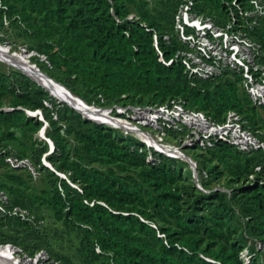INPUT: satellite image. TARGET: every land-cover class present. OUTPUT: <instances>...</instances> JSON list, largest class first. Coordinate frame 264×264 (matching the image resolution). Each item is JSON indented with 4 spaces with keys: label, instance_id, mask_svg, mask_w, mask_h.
<instances>
[{
    "label": "trees",
    "instance_id": "16d2710c",
    "mask_svg": "<svg viewBox=\"0 0 264 264\" xmlns=\"http://www.w3.org/2000/svg\"><path fill=\"white\" fill-rule=\"evenodd\" d=\"M183 1L0 0V28L6 27L7 17L9 27L29 39V49L46 55L59 71L50 72L51 77L44 74L90 105L94 103L90 93L109 104L153 105L181 98L188 108L218 122L229 110H236L247 120L245 125L264 138L259 105L241 85L238 72L192 76L177 56L178 50L188 47L175 28ZM194 1L196 12L226 23L234 0ZM251 34L264 47V19ZM3 64L0 149L5 152L0 153V168L33 175L5 159L6 154L31 156L44 170L48 187L41 194H30L0 176L10 205L37 214L30 219L0 213V243L12 242L31 253L46 249L62 264L98 259L100 264H264L263 149L243 151L225 141L203 149L195 158L201 188L186 161L163 153L148 160V149L140 151L143 143L135 136L118 134L117 128L84 116L70 103L57 102L29 75L11 72L12 67L4 70ZM25 68L50 89L34 69ZM23 107L42 110L48 122L46 136L55 144L46 156L54 168L42 161L50 142L35 138L46 122ZM24 145H29L31 154ZM95 162L113 164L120 171L138 168V173L106 172ZM223 176L225 182L220 181ZM39 202L53 207L66 228L82 231L77 252L83 263L50 246L48 236L37 227ZM245 250L249 259L242 255Z\"/></svg>",
    "mask_w": 264,
    "mask_h": 264
},
{
    "label": "built area",
    "instance_id": "2783aa9c",
    "mask_svg": "<svg viewBox=\"0 0 264 264\" xmlns=\"http://www.w3.org/2000/svg\"><path fill=\"white\" fill-rule=\"evenodd\" d=\"M194 4V0H184L175 16L178 37L188 46L186 49L178 50L177 56H181L187 71L190 75L201 78L218 76L226 70L236 71L242 76L241 85L247 90L253 103L264 106V47L251 34V30L264 19V0H234L229 8V19L226 23H217L212 16L199 14L194 9ZM5 26H10L7 17H5ZM8 39L9 37L0 28V47H6V51L0 52L7 54L5 57L0 53V62L7 63L11 67L19 66L29 76L31 74L26 70V65L41 70L37 63L30 60L32 53L37 51L27 47H21V52L14 51ZM155 44L158 48L156 34ZM23 54L28 57H23ZM17 55L19 58H16ZM42 55L47 58L46 55ZM164 61L171 63L173 59ZM7 109L12 110L13 107ZM24 109L29 115L34 113L48 124L41 109L35 111ZM104 110L111 117L104 122L112 127L119 126L125 132L130 131L131 133H127L143 143L140 151L148 149V160H153L156 154L163 153L188 162L193 170L192 178L201 188L203 186L199 164L187 152L188 149L198 147L206 149L213 146L216 141H225L243 151L264 150V138L248 128L245 125L247 120L236 110H229L225 120L221 122L211 119L203 111L188 108L181 98H173L165 103L153 105L117 103ZM114 120L119 121V124L114 123ZM132 128L138 131L134 132ZM138 132L148 135L150 139L146 140ZM38 133L41 134L40 131ZM43 137L50 142V138ZM54 149L51 147V151ZM4 152L0 149V153ZM5 159L14 168H27L32 173L37 171V166L29 157L6 154ZM44 162L52 167L46 162V157ZM260 168L258 166L257 170ZM0 213L30 218L27 209L10 205V196L1 186ZM97 249L100 250L99 247ZM0 264L62 263L46 249L31 253L18 244L5 242L0 243Z\"/></svg>",
    "mask_w": 264,
    "mask_h": 264
},
{
    "label": "rangeland",
    "instance_id": "374dc122",
    "mask_svg": "<svg viewBox=\"0 0 264 264\" xmlns=\"http://www.w3.org/2000/svg\"><path fill=\"white\" fill-rule=\"evenodd\" d=\"M2 30H3V33L9 37V39L7 41H10L12 43L14 51L21 52L22 51L21 49L23 47L29 48V43H30L29 39H27L23 35L18 34L17 28L5 27V28H2ZM35 51H37V50H35ZM32 55L33 56L30 58V60L33 63H37L38 65H40L41 66L40 68L44 72L49 74L50 72H56L57 71L59 73L58 70H56L55 68H52L50 66L47 58L43 57L41 52L37 51V52L32 53ZM3 65H4V67H3L4 70L8 69V71H9V69L11 68V66H9L7 63H4ZM10 71L11 72L18 71V72L24 73V70L22 68H20L19 66H12ZM44 72H42V73H44ZM36 74H37V72H36ZM37 76H38V74H37ZM30 77L34 80V83L36 85L44 87L43 83H41L34 76L31 75ZM45 89L50 93V95L54 99H56L57 102H62V103L68 102L64 98L62 99V97L57 93V90H55L54 87H50L51 90L48 88H45ZM90 97L92 98V101L94 102L92 105H96L97 108H102V109L104 108L105 109L107 107H110V106L116 104V103H112V104L107 103L101 95L96 96V95L90 93ZM98 97H100L101 101H98ZM9 99H10V97L8 96L6 98V100L9 101ZM47 103L49 104L50 107H52L50 102H47ZM68 103H70V102H68ZM131 105H133V104H131ZM91 107H94V106H91ZM77 110L82 112V114L85 113L84 111H81L80 109H77ZM258 110L260 112L261 117L264 119V108L262 106H259ZM84 116L89 117L87 115H84ZM89 118H92L93 120L101 122V123H105L104 119H99L97 117H89ZM105 124H107V123H105ZM114 127L117 128L116 132L118 134L122 133L123 130L120 129L119 126H114ZM127 132H130V131H127ZM127 132H125V133H127ZM40 133L43 135L44 134L43 130H41ZM41 134L37 133L35 135V138L38 137L37 139H39V140L43 139L44 137ZM11 143L19 145L18 141H15V140H13ZM70 144H71V146L76 145V141L74 140L73 137H70ZM24 147H25V149H24L25 152H27V154H31L29 145L28 146L24 145ZM202 150H203V148L198 147L197 149H193V150H192V148H191V150L188 149L187 152L190 155H192L194 158H196V157L200 158V153H202ZM51 152L52 151L50 148L49 151H46L43 154V156H42L43 163H45L44 159L47 156V154H50ZM31 160L33 163H35L37 165V167H41L39 164H37L35 162V160L33 158ZM46 162L48 164L52 165V167L54 168L53 164L50 162V160L47 157H46ZM186 163L188 165L187 168H189L191 170L190 173H192V175H193V170L190 168V164L188 162H186ZM94 166H96V167H98V168H100L106 172H110L112 169H117L113 164H104L101 162H95ZM117 170L119 173H122V174L137 175V173H138V168H133L130 171H120L119 169H117ZM33 173H32L33 175H28V173L26 171L12 170V169H9L8 166L4 167V168H2V167L0 168V176L3 179H5L9 184L14 185V187L21 186L27 193H30V194L31 193L32 194H41L42 191L48 187V178H47V176H45L43 169L41 171V170H39V168H37V171H35ZM11 175L18 176L21 180L20 183L15 182L10 177ZM46 175H48V173H46ZM226 180H227V178L225 176H223L220 179V181H222V182H225ZM71 183L78 186V184H76L72 181H71ZM35 205L37 206V210L40 213V219H39V222L37 223V227H40L42 233H45L48 236V238L50 239V242H51L50 246L52 248H54V250H56L60 253H64L66 255L67 254L71 255L72 257H74V260L77 263H83L82 258L79 256V254L77 252V248L79 247V242H80V238L82 235V231L77 227L66 228L64 223H63V219H58L55 216V211H54L53 207H51L50 205L45 204V203H40V202L35 204ZM36 216H37V214H33V212H32L30 215V219H33ZM242 255L244 257L248 258L249 257L248 256V250L243 251ZM100 263H101V261L98 259V260L92 261L89 264H100Z\"/></svg>",
    "mask_w": 264,
    "mask_h": 264
},
{
    "label": "bare ground",
    "instance_id": "6f19581e",
    "mask_svg": "<svg viewBox=\"0 0 264 264\" xmlns=\"http://www.w3.org/2000/svg\"><path fill=\"white\" fill-rule=\"evenodd\" d=\"M0 51H6V47L4 46H1L0 47ZM1 55L3 56H7V54H5L4 52H0ZM23 57H28L27 55L23 54ZM16 58H19V56L17 55ZM25 67H30L32 68L31 66H25ZM35 70V72H37L38 76L43 80L45 81L46 83H48V85L50 87H54L55 90H57V93L64 99H66L67 101L71 102L73 105H75L77 108H79L80 110L84 111L85 114H88L90 115L91 117H97L99 119H110V115L109 113L102 109V108H97V107H91V106H88L87 103L83 102V101H80L79 99H76L75 97H73L66 88H64V86L55 81L54 79L50 78V77H47L44 73H42L41 70H37L35 68H32ZM114 123H117L119 124V121H115L114 120ZM134 132H137L138 130L132 128ZM43 133H44V130H43ZM139 134H141L146 140H149L150 138L148 137V135L146 136L145 134L141 133V132H138Z\"/></svg>",
    "mask_w": 264,
    "mask_h": 264
},
{
    "label": "water",
    "instance_id": "95a60500",
    "mask_svg": "<svg viewBox=\"0 0 264 264\" xmlns=\"http://www.w3.org/2000/svg\"><path fill=\"white\" fill-rule=\"evenodd\" d=\"M42 70V69H41ZM42 72H44L43 70H42ZM47 76H50L49 74H47L46 72H44ZM51 77V76H50ZM53 78V77H52ZM59 82V81H58ZM59 83H61V82H59ZM63 86H64V88H66L72 95H75L67 86H65L63 83H61ZM44 87L45 88H47L45 85H44ZM75 97H77V98H80L81 100H83L84 102H86L84 99H82L81 97H79V96H77V95H75ZM69 102V101H68ZM87 103V102H86ZM70 104L74 107V108H77L76 106H74L71 102H70ZM88 104V103H87ZM88 106H92V105H90V104H88ZM77 109H79V108H77ZM82 111V110H81ZM84 115H87V116H89V117H91L90 115H88V114H85V113H83ZM32 115H34L35 116V114L33 113ZM46 128H47V124L45 125V126H43L42 127V130H44V134H43V136H46ZM50 144H51V147L52 148H55V144H54V142L50 139Z\"/></svg>",
    "mask_w": 264,
    "mask_h": 264
}]
</instances>
